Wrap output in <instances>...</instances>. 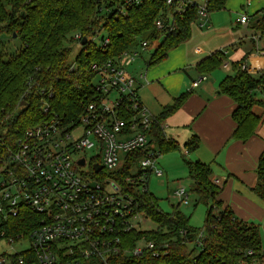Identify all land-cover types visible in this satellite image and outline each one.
<instances>
[{
    "label": "trees",
    "instance_id": "16d2710c",
    "mask_svg": "<svg viewBox=\"0 0 264 264\" xmlns=\"http://www.w3.org/2000/svg\"><path fill=\"white\" fill-rule=\"evenodd\" d=\"M225 1L206 0L208 13L222 9ZM179 2L167 5L165 0H139L126 6L124 0H0V32H14L21 43L14 55L6 61L0 59V131L4 139L13 142L29 127L47 118L40 107L42 89L50 90L51 97L47 98L52 113L62 116L65 123L77 120L94 96L95 74L91 65L115 57L139 40L148 44L159 41L147 66L162 61L170 49L190 37L191 25L198 21L196 7L177 14ZM158 19L163 22L162 29L155 26ZM251 28L263 38L261 50L264 51V10L252 19ZM74 34L86 38L97 36L99 40L106 37L108 43L100 46L95 41H86L70 60L71 48L64 46V41L75 42ZM224 58V52L216 51L200 60L196 69L200 74H210L223 65ZM245 62L246 56L231 62L230 74L218 86L219 92L235 103L231 138L241 142L254 136L262 121L253 108L264 106V100L256 95L258 91L264 93V68L249 73L241 67ZM187 94L181 93L155 116L149 135L160 154L181 149L176 141L165 137L162 126ZM198 146L199 138L192 134L182 144V159L190 179V191L196 202L206 206L202 227L189 223V216L179 208V203L171 204L172 209L165 212L152 192L138 191V183L130 180L133 158L128 157L119 170L110 174L137 201V210L155 224L153 229L125 234L123 248H132L143 237L154 241L159 252L154 257L145 251L138 258L119 253L114 255L112 264L121 260H124L122 264H264L258 226L237 218L223 205L219 199L221 188L212 180L209 164L184 159V155L195 152ZM255 173L256 181L250 190L264 202V153L258 158ZM98 174L97 178H102L109 173L103 170ZM23 215L22 219L16 217L10 221L12 225L7 232L15 234L32 227L27 222L32 223L34 215L30 212ZM20 257L27 259L25 253H16L12 264H18Z\"/></svg>",
    "mask_w": 264,
    "mask_h": 264
},
{
    "label": "built area",
    "instance_id": "2783aa9c",
    "mask_svg": "<svg viewBox=\"0 0 264 264\" xmlns=\"http://www.w3.org/2000/svg\"><path fill=\"white\" fill-rule=\"evenodd\" d=\"M138 1L124 0L123 5ZM175 1L165 0L167 5ZM206 4V0H180L175 12L196 7L198 20L203 21L209 15ZM238 20L247 24L248 17L241 14ZM155 26L162 29V20H156ZM72 38L80 44L82 36ZM86 41L105 46L108 38L91 36ZM148 45L139 40L115 57L91 65L94 96L77 120L65 123L62 116L52 113L47 98L50 90L42 89L40 107L47 118L10 143L0 131V238L29 243L24 250L1 254L0 264H12V257L20 252L27 259L18 258V264H112L119 253L138 258L145 251L158 256L154 241L143 237L132 248H123V236L144 230L141 224L147 218L137 210L129 191L110 176L128 157L133 158L130 180L138 183V191L148 190L151 176L165 175L158 163L160 151L149 135L155 117L139 101L137 78L125 69ZM248 57L242 69L254 73L264 68V51L257 42ZM204 79L199 77L193 85ZM87 152L94 153L87 156ZM81 158L83 165L78 162ZM94 166L101 169L95 172ZM103 170L109 174L97 178ZM172 198L187 203L188 192L178 187ZM25 212L34 215L32 223L27 222L32 227L7 232L10 221L24 218Z\"/></svg>",
    "mask_w": 264,
    "mask_h": 264
},
{
    "label": "crops",
    "instance_id": "0c3cea01",
    "mask_svg": "<svg viewBox=\"0 0 264 264\" xmlns=\"http://www.w3.org/2000/svg\"><path fill=\"white\" fill-rule=\"evenodd\" d=\"M242 2L226 0L222 9L193 23L190 37L170 49L162 61L150 66L146 62L142 77L138 75L137 94L142 106L155 117L164 105L188 92L178 109L165 118L164 135L181 146L192 134L198 136L199 146L189 155L210 165L212 180L221 188L219 199L237 218L248 222L262 219L264 214V202L250 190L256 181L258 158L264 153V110L260 106L253 108L262 117L254 136L246 142L232 139L235 123L231 113L235 103L219 92L223 77L216 75V70L200 74L196 69L200 60L216 51L229 54L221 67L245 56L247 59L254 51L251 21L264 10V0H248L245 6ZM241 14L247 15V24L239 22ZM247 61L250 62L249 57ZM201 76L205 79L194 86L193 82ZM256 95L264 100L263 93L258 91Z\"/></svg>",
    "mask_w": 264,
    "mask_h": 264
},
{
    "label": "rangeland",
    "instance_id": "374dc122",
    "mask_svg": "<svg viewBox=\"0 0 264 264\" xmlns=\"http://www.w3.org/2000/svg\"><path fill=\"white\" fill-rule=\"evenodd\" d=\"M247 1L248 0H244V2H242V5L245 6ZM242 29L243 27L240 26V31H243ZM13 34L15 33H6L4 31L0 32V59H2L3 61H6L9 57L14 55L16 51H18L21 47L20 40L16 37V34L15 36H13ZM258 36L259 35L255 32L253 40L254 44L255 42H257L259 48L261 49L263 45V38H259ZM96 43H98V41H96ZM158 44L159 41L149 44L148 48L144 52H142V54L134 61V63H132L130 66H126V71L130 74H133L137 78V81L139 80L138 75L145 70L146 62L147 60H149L150 55L158 46ZM64 46L71 48L70 60H72L76 56L81 48V44H77L68 40L64 41ZM228 55H226L225 52V56L227 57ZM230 69V63L227 62L226 67L217 69L215 73L222 78L230 73ZM259 108L264 110V106H260ZM152 113L154 115L157 114L156 112ZM254 113L258 114V109L254 111ZM180 147V150L167 152L159 156L158 162L165 175L162 178H158L154 175L151 176L148 182V190L152 192L157 198H159V205L162 210L165 212H169L172 209L171 204H177L176 199L172 198L173 191L178 187H183L186 192H189L188 201L187 203L180 204L179 208L187 216H189V223L192 226L202 227L206 206L201 202H196L195 195L190 191V179L187 176L186 167L182 159L183 149L181 145ZM92 153L94 152H87L86 155L88 156ZM119 157L124 158V156L121 154L119 155ZM184 159H192V156H190L189 154L184 155ZM262 204L264 211V203ZM248 222H252L258 226L261 238V248L264 251V214L262 216V219H249ZM141 226L146 230L155 228V224L146 219L142 222ZM28 245L29 243L27 241L21 240L10 243L5 238H0V255L3 253H14L20 250H24L28 247Z\"/></svg>",
    "mask_w": 264,
    "mask_h": 264
},
{
    "label": "water",
    "instance_id": "95a60500",
    "mask_svg": "<svg viewBox=\"0 0 264 264\" xmlns=\"http://www.w3.org/2000/svg\"><path fill=\"white\" fill-rule=\"evenodd\" d=\"M13 36H15V34H13ZM85 42H86V37H82V39H81V41H80V44H81V45H84ZM23 104H24V103L22 102L21 105H23ZM78 162H79L80 165H83V164H84V160H83V158H81ZM100 169H101V166H94V170H95V172H98Z\"/></svg>",
    "mask_w": 264,
    "mask_h": 264
}]
</instances>
